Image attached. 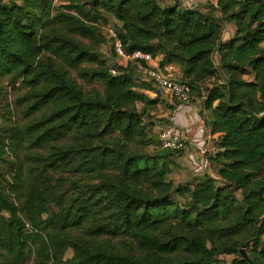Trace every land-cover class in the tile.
Here are the masks:
<instances>
[{"label":"trees","instance_id":"1","mask_svg":"<svg viewBox=\"0 0 264 264\" xmlns=\"http://www.w3.org/2000/svg\"><path fill=\"white\" fill-rule=\"evenodd\" d=\"M110 24L126 52L179 68L219 135L214 175L171 181L181 151L159 147L157 100L137 90L156 88L113 48L112 68L99 53ZM2 80L26 90L27 122L0 139V264L31 252L43 264H264V0H217L207 13L158 0H0Z\"/></svg>","mask_w":264,"mask_h":264},{"label":"crops","instance_id":"2","mask_svg":"<svg viewBox=\"0 0 264 264\" xmlns=\"http://www.w3.org/2000/svg\"><path fill=\"white\" fill-rule=\"evenodd\" d=\"M192 9H199L207 13V6L216 5L217 0H191ZM161 5L180 4L183 7L185 0H159ZM118 27V24L114 22ZM233 32V27H230ZM161 58H153V65L159 66ZM176 77L180 78L179 68L173 66ZM137 90L148 97L156 99V112L151 114L154 119L162 120L163 123L174 125L182 131L184 140V149L178 155H173L170 160L173 163V172L171 181L174 185H186L195 177L203 176L205 173L214 175L212 164L208 162L210 156L216 151V143L219 135H212L206 124L203 122L204 113L202 111L200 99H195L185 105H176L175 101L166 93L156 89H145L138 86ZM159 93H157V92Z\"/></svg>","mask_w":264,"mask_h":264},{"label":"built area","instance_id":"3","mask_svg":"<svg viewBox=\"0 0 264 264\" xmlns=\"http://www.w3.org/2000/svg\"><path fill=\"white\" fill-rule=\"evenodd\" d=\"M159 1V0H158ZM192 1L185 0L183 8L192 9ZM109 38L115 55L121 64L134 63L141 72V81L151 85L153 88L163 91L172 99H176L181 104H189L190 87L181 82L175 74L171 65L160 68L153 65V57L149 53L140 51L126 52L115 31L109 30ZM113 75L116 71L111 70ZM159 147L171 152H179L184 149V140L180 128L174 125H166L158 132Z\"/></svg>","mask_w":264,"mask_h":264},{"label":"rangeland","instance_id":"4","mask_svg":"<svg viewBox=\"0 0 264 264\" xmlns=\"http://www.w3.org/2000/svg\"><path fill=\"white\" fill-rule=\"evenodd\" d=\"M116 28L113 24H110L107 26L105 30H103L106 38V42L99 46L98 50L101 54L102 58L107 62V64L112 68L113 66L117 65V59L114 56L111 44L108 41L109 38V30L114 31ZM133 64L127 63L126 68H128L136 78H138L139 73L136 71V73L133 70ZM135 67V66H134ZM74 78H76L75 73L72 74ZM78 83H80L85 90H89L90 88H96L92 85H84L82 84L78 79H76ZM97 86V85H95ZM100 88L99 86H97ZM26 90L21 86L20 83L16 84L15 86L9 85V83L5 80L0 81V139H6L7 136H9V131L13 129V127H22L26 122L27 119L24 117L22 108L20 107V103L18 99L25 94ZM156 126L153 129V132L156 133L158 136V132L161 128L165 127L168 124L163 123V125H159L158 122H162V120L159 119H153ZM158 141V137H157ZM153 147H149L146 149V152L151 153ZM136 151H139L140 153L145 152L142 148H134ZM42 150H32L31 152H40ZM23 151L21 153H24ZM176 153V152H175ZM179 153H176L175 155H178ZM173 172V168H172ZM174 178L170 175V179ZM51 211H56L54 208L51 209ZM46 216H44L45 218ZM35 252H31L28 257V261L26 264H43L41 260L35 255ZM72 256V251H68L66 254V259L70 258ZM233 257H222V260L224 263H230Z\"/></svg>","mask_w":264,"mask_h":264}]
</instances>
